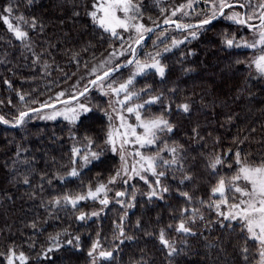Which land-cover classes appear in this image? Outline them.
<instances>
[{
	"label": "trees",
	"instance_id": "1",
	"mask_svg": "<svg viewBox=\"0 0 264 264\" xmlns=\"http://www.w3.org/2000/svg\"><path fill=\"white\" fill-rule=\"evenodd\" d=\"M186 1L132 0L138 11L131 13L150 27L181 21L172 13ZM94 2L0 0V117L14 124L21 111L54 103L59 92L65 93L61 100L80 92L98 75V65L123 46L125 33L113 35L89 15ZM5 16L26 37L18 39ZM201 19L190 16L184 21ZM249 31L221 18L196 28L195 38L179 39L175 45L167 39L148 58L159 61L164 76L150 69L128 86V92L138 94L131 99L134 107L144 105L138 109L142 119L162 116L173 128L158 131L156 144L145 148L152 156L159 152L156 171L165 173L159 185L150 171L147 183L135 174L127 183L121 175L109 183L121 162L106 143L108 106L97 93L91 111L75 123L39 121L33 114L14 128L0 122V264H8L13 251L14 264H258L260 245L250 239L244 222L225 218L231 204L247 197L234 187L225 197L212 193L221 177L238 171L237 152L247 165L264 163V75L252 66L258 50L244 46L251 43ZM233 38L229 47L226 40ZM127 73L128 68L109 79L118 83ZM183 104L189 105L188 112ZM92 152L99 158L92 159ZM84 156H89L87 165ZM174 156L177 164L161 162ZM216 157L223 164L213 170L209 163ZM73 168L76 177L69 175ZM185 175L192 179L181 183ZM101 183L107 192L95 200L79 201L75 207L63 201L65 195L86 196ZM149 185L157 197L149 198ZM117 192L125 195L118 197ZM185 192L191 199L181 195ZM105 195L107 206L100 203ZM57 198L61 204L54 206ZM225 198L228 202L218 211L216 204ZM81 213L84 220L77 219ZM181 221L190 232L177 230ZM161 230L171 247L160 241ZM96 242L99 246L90 257ZM101 251L112 256L102 258ZM21 252L27 258L23 262Z\"/></svg>",
	"mask_w": 264,
	"mask_h": 264
},
{
	"label": "snow or ice",
	"instance_id": "2",
	"mask_svg": "<svg viewBox=\"0 0 264 264\" xmlns=\"http://www.w3.org/2000/svg\"><path fill=\"white\" fill-rule=\"evenodd\" d=\"M250 4V0H249ZM236 6L239 7H245L244 4H239L238 0H236V3H229L228 0H211V14L209 19H204L200 22L199 25H186V24H176L177 28H197V27H203L204 25H208L212 23L214 19L217 18V16H224V9H232ZM185 5H181L180 8L176 9L172 15L174 16L176 14V11H182ZM187 7L191 8L192 3L189 2ZM94 11L90 12L89 15L93 18L94 21H96L101 28H103L105 31H110L113 35H116V30L118 28H122L125 30H128L130 27L135 28L137 32H140L141 29H144V26L142 24H130L129 21L133 19V17H130L128 14L133 11L134 9L138 11V6L134 5L132 3V0H95L93 4ZM258 8L261 10L259 16H256L255 12H253L251 15H247L245 17H241L239 13L232 12L231 15L227 16V19L233 21L236 24L240 25H246L250 29H253V31L259 32V38L255 42L249 44L247 42H244V46L248 48H257L258 45L264 46V0H261V2L258 4ZM7 12H11L12 8L9 7L6 9ZM123 13L124 18H121L120 15L117 13ZM98 13L100 14L98 16ZM187 15V13H185ZM5 23H8V27L10 30L15 32V35L18 39H23L26 37L27 33L24 31H21L19 28H13V25L8 22L7 16L3 17ZM253 19L259 20V25H253L249 23ZM171 21L165 20V23H170ZM35 22L33 20L32 27H35ZM144 31H151V29H144ZM192 37H196V32L191 33ZM140 39H143L141 36ZM140 40L138 39L136 43H139ZM180 43V41H173V44ZM226 43L229 47H232L234 44V38L233 39H227ZM237 47L241 46L240 44L236 45ZM165 51H168V49H165ZM159 55V53L157 54ZM133 61L129 60L128 64H132ZM252 63L255 65L257 71L264 75V47L260 48V55H258ZM137 65V73H142L147 68H154L158 71L159 75L161 77L165 74V68L163 66H160L159 61H155L152 64H140L139 61H136ZM95 71V70H94ZM134 74V75H136ZM110 75V72H105L103 77L97 76L96 80L91 81L93 85H97L99 81L106 79ZM133 82V78H129L125 83L119 84L118 87H113L111 84L108 85V88L111 90V92L115 93L117 96H119L120 93H124V98L122 100H118L117 103L120 105H124L127 101L131 100L134 95H138L137 93H131L128 92V86L131 85ZM88 88L85 87L83 91H81L78 95L72 94L70 95L69 99L61 100V97L65 96L64 92L57 93L56 101L64 107L60 110H56V105L53 103L45 102L40 105V108H33L30 109V112L36 113L40 112L43 109L51 108L53 109V112L46 116L42 117L45 119H55L57 116H63L66 120H69L73 123H75L78 119L81 118V114H86L91 111V109L87 108L84 104L79 102V97L84 96L85 93H87ZM21 100L24 99L23 96L20 97ZM159 99L153 98L152 101H148L147 103H152L154 100ZM76 101V105L73 106L72 102ZM144 105H136L135 107H128L127 112L129 113H135L136 120L139 122V127L143 129L142 134H138L136 131V127L128 124L125 121V118L123 115L119 116V119L121 120L120 128H123L124 131L121 132L118 128H113L107 133V144L111 145V150L113 152L117 151V141L119 140V150H120V158L122 161V168L120 170H117L115 176H113L109 183H114L116 178L121 175V171H123L125 174L128 173L129 168L127 166V160L123 154V149L126 144L135 142L139 144L141 147L147 146V145H154L157 142L158 131L167 130L168 132H171L173 130L172 125L164 119L162 116L156 117L154 119L145 120L142 119L140 112L138 109L143 108ZM184 112L189 111V105L183 104L180 106ZM29 111H21L19 113V116L15 120L16 125H21L25 122V118L29 117ZM0 122H3L5 124H8L9 121L5 120L3 117H0ZM129 137H134V141L130 140ZM167 151L172 152L175 154L177 152V149L175 147L173 148H167ZM74 155L79 154L78 149H73ZM92 159H98L99 156L97 153L92 152L91 154ZM136 156H139L140 159L138 161H135V163L132 165L131 171L136 175L139 176L140 179L145 180V177L142 176L140 173L141 171H150L154 176H157V179L155 181L156 185L160 184L159 177H163L165 175L164 172L157 173L156 171V161L160 159L159 152L156 153L155 156H144L141 152L137 151L135 153ZM84 164L87 165L90 163L89 156H84L83 158ZM161 162L164 165H174L178 163V160L175 158L172 160H161ZM75 163V161H73ZM236 163L240 165L238 171L235 175L231 176L230 178L225 179L224 177H221L216 186L212 188L213 195L219 194L221 197H225V193L228 190L229 187H234V191L236 193H240L241 196L247 197L248 199H241L239 203L231 204L229 213L225 216L226 219H240L244 222V225L246 226L247 232L250 234V239L256 241L259 243V255H260V261L258 264H264V163H261L259 166H250L245 164L241 158L240 153H236ZM223 161L220 157L214 158L209 163V167L213 170L217 168L218 165H222ZM138 166V167H137ZM231 167V165H229ZM70 176L76 177L79 175L76 168H73L71 172L69 173ZM192 177L189 175H185L183 179L181 180V183H183L185 180H191ZM245 181L246 185L245 187H240L236 185V182L238 181ZM25 183H28V180L25 179ZM147 183V181L145 180ZM149 187L152 189L148 196L149 198L157 197L159 194L156 190V188L152 187V185H149ZM163 192H167V188L162 189ZM107 192V186L103 183L99 184L95 190L93 191L91 188L88 190L86 196L85 195H78L75 198L69 195H65L63 197V201L71 204L73 207L77 205L79 201L91 198L93 200L97 199L99 197L100 193H106ZM116 195L118 197H122L125 195L124 192H117ZM181 195L188 197V199H191L189 197L188 193H182ZM160 198H163L160 196ZM133 199H135V196L133 195ZM228 201L227 199H222L220 203L216 204V208L219 211L220 204H226ZM100 203L102 205L107 206L109 203V200L107 199L106 195L105 198L100 199ZM52 204L59 205L61 204V199L57 198L54 201H52ZM133 205H129V207H132ZM183 211H187V209H184ZM91 215L96 216L98 213H92ZM221 215H224L221 213ZM86 214L81 213L77 219L78 220H84ZM35 225H33L34 227ZM178 231L183 232H190L191 230L187 227H185L184 221H181L179 224ZM121 235H123V229L121 228ZM131 239V237H129ZM76 240H79V237H76ZM160 241L171 247L169 244V241L165 239L164 231L161 230L160 233ZM69 244L72 243L71 240L68 241ZM99 246V243L96 242L92 245V250L89 252V256H92V252L96 250V248ZM59 247V245H57ZM48 251H52V249H48ZM172 251H175V249H172ZM244 251H247L245 249ZM15 252H12V255L8 259V264H14L13 257L15 256ZM99 256L102 258H108L112 256L111 252H104L101 251L99 253ZM27 258L25 257L24 253L21 252L19 254V260L21 262L25 261Z\"/></svg>",
	"mask_w": 264,
	"mask_h": 264
},
{
	"label": "rangeland",
	"instance_id": "3",
	"mask_svg": "<svg viewBox=\"0 0 264 264\" xmlns=\"http://www.w3.org/2000/svg\"><path fill=\"white\" fill-rule=\"evenodd\" d=\"M189 2L192 3L191 8L187 7ZM228 2L229 3L236 2V0H228ZM238 2L244 3L246 5L247 15H251L253 12H255L256 16H259L261 10L258 8V4L261 2V0H250V4H249V0H238ZM183 5H185L183 10L180 11V13L177 12L175 14V15L179 14L180 17L182 18V20L179 21L180 24H189L188 22H185L184 19L187 17H190V16H200L202 18L201 21L204 19H207L210 17V14L212 11L211 0H187ZM131 12L128 14L130 17H133V19H131L129 21L130 24H137V25L142 24L144 26V29L150 28V26H148L144 23H141L136 18H134L133 14ZM232 12L239 13L242 17V10L240 8L236 7V8H232V9H227L222 18H224L225 20L231 21V20L227 19V16L231 15ZM185 13H187V15H185ZM117 14L120 15L121 18H124L123 13L118 12ZM99 15L100 14L98 13V16ZM171 18H174V17L172 16ZM256 22H258V19H253L249 23H256ZM190 23H193V22H190ZM144 29H141L140 32H137L135 30V28H131V27L128 30L118 28L116 30L117 33L123 32L126 34L125 38L122 37L123 41H124L123 46L121 48H119L115 53H113L108 59L104 60L103 62H101L98 65V67L96 69V71L99 72L98 75H100L101 73L105 72L106 70H108L110 68L118 66L119 64H122V63L126 62L127 60H129L131 55H132V49H133L136 41L138 40V38L148 32V31H144ZM249 30H250L249 32H250V39H251L250 42L253 43L256 40H258L259 32L253 31V29H250V28H249ZM192 32H195V29L187 30V31H178L175 28V26H166V27H163L161 29H158L149 40L144 41L137 48L136 59L128 67V73H127V75L123 81L116 83V80H115V82L112 81L111 79H109L111 76H109L106 79L99 81L97 85H94V87L85 96L79 98V102L84 104L87 108L90 109V107L92 105L91 98L93 97V93L94 94L97 93L98 95L104 97L106 99V102H107L108 119L110 122L109 131L113 128H118L121 132L124 131L123 128H120L121 120L119 119V116L123 115L125 118V121L128 124L135 126L138 134H142L143 129L139 127V122L136 120V117L133 116L131 113L127 112L128 107H134V105L131 103V100L127 101L124 105H120L119 103H117V101L122 100L124 98V93H120L119 96H117L115 93L111 92V90L108 88V85L111 84L113 87H118L119 84L125 83L129 78H134L136 75H139V74H136L137 73L136 61H139L140 64H152V63H154L157 60H155V59L149 60L148 58L156 52L154 50H158V51L162 50L163 47H158V46L163 44V42H165L167 39L171 40L170 42L173 43V41H178L179 39L188 38V37L192 36L191 35ZM261 47H264V46H260V45L257 46L256 50H258V51H256L255 55L252 58V61L258 55H260V48ZM155 57H158V55H156ZM160 66H162V65L160 64ZM252 66H253L254 72L256 74L259 73L253 63H252ZM150 69L156 70L154 68H147L143 72L150 70ZM134 74H136V75H134ZM98 75H96V76H98ZM115 83L117 85H115ZM78 93L79 92H77L75 95H77ZM72 105L75 106L76 101H73ZM63 107H64V105L59 104L56 106V110H60ZM52 112H53V109L48 108V109H44L40 112H36L32 116H34V118L36 120H39V121L40 120L55 121V120H60V119L66 120L63 116H57L55 119L42 118V117H46V116L50 115ZM81 115H83V114H81ZM67 121H69V120H67ZM69 122H71V121H69ZM129 139L134 141V137H129ZM147 146H149V145H147ZM147 146L141 147L139 144H137L135 142L126 144L124 146L123 154L127 160V166L129 168V171L127 174H125L123 171H121V176H122V178L126 177L125 178L126 183L128 181H130V178L133 177V175H134V173L131 171L132 165L135 163V161H138L140 159V157L136 156L135 153L137 151H139L144 156H152L149 153L145 152V148ZM116 153L120 158L119 140L117 141ZM120 162H121V168H122L121 158H120ZM147 172H149V171H141L140 174L142 176H144L146 179V178H148L146 175ZM236 185L243 188V187H245L246 182L241 180V181H238L236 183ZM246 199H248V198H246Z\"/></svg>",
	"mask_w": 264,
	"mask_h": 264
},
{
	"label": "water",
	"instance_id": "4",
	"mask_svg": "<svg viewBox=\"0 0 264 264\" xmlns=\"http://www.w3.org/2000/svg\"><path fill=\"white\" fill-rule=\"evenodd\" d=\"M231 3H236V2H231ZM239 4H243V3H241V2H238ZM236 7H239V6H236ZM241 9H242V17H245L246 16V14H247V9H246V6L245 7H240ZM227 10V8L226 9H224V13H225V11ZM223 16H217V18L216 19H214L213 21H212V23H214V22H216V21H218L219 19H221ZM210 18V17H209ZM209 18H207V19H209ZM169 21H171L170 23H165V21H163V22H160V23H158V24H155V25H153V26H151L149 29H151V31H148L146 34H144V35H142V37H143V39H140V37L138 38L139 40H140V42L139 43H135V45H134V47H133V49H132V55H131V57H130V59L129 60H132L133 62L135 61V59H136V56H137V48L140 46V44H142L144 41H147V40H149L152 36H153V34L158 30V29H161V28H163V27H166V26H175V28L178 30V31H187V30H192V29H196V28H177L176 27V24H180V22L178 21V20H175V19H170ZM200 22L201 21H197V22H193V23H189V24H186V25H199L200 24ZM211 24V23H210ZM251 24H253V25H259V21L258 22H256V23H251ZM209 25V24H208ZM205 26V25H204ZM198 28V27H197ZM129 60H127L126 62H124V63H122V64H119L118 66H115V67H113V68H110V69H108V70H106L105 72H110V75L109 76H112V75H114V74H117L118 72H120V71H122V70H125L126 68H128L131 64H128V61ZM105 72H103V73H101L100 75H98V76H100V77H103L104 76V73ZM108 76V77H109ZM96 78H97V76L94 78V79H92L91 81H93V80H96ZM91 81H90V83L86 86L87 88H88V91H87V93L94 87V85L91 83ZM84 90V89H83ZM83 90H81V91H83ZM80 91V92H81ZM79 92V93H80ZM78 93V94H79ZM87 93H85V95L87 94ZM77 94V95H78ZM84 95V96H85ZM81 97H83V96H80L79 98H81ZM70 98V97H69ZM69 98H66V99H69ZM66 99H63V100H66ZM53 104H55L56 106L57 105H59L60 103H58L57 101L56 102H54ZM36 108H40V106L39 107H36ZM48 109V108H47ZM44 110V109H43ZM29 111V110H28ZM42 111V110H41ZM31 114H34L33 112H30L29 111V115H31ZM3 123V122H2ZM5 126H7V127H10V128H14V127H18L19 125H16L15 123L14 124H12V123H8V124H5V123H3Z\"/></svg>",
	"mask_w": 264,
	"mask_h": 264
},
{
	"label": "flooded vegetation",
	"instance_id": "5",
	"mask_svg": "<svg viewBox=\"0 0 264 264\" xmlns=\"http://www.w3.org/2000/svg\"><path fill=\"white\" fill-rule=\"evenodd\" d=\"M259 21V20H258Z\"/></svg>",
	"mask_w": 264,
	"mask_h": 264
}]
</instances>
